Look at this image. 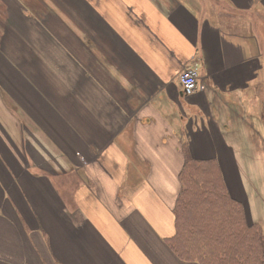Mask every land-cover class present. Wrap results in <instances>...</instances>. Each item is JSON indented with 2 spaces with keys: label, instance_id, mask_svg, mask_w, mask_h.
Here are the masks:
<instances>
[{
  "label": "crops",
  "instance_id": "0c3cea01",
  "mask_svg": "<svg viewBox=\"0 0 264 264\" xmlns=\"http://www.w3.org/2000/svg\"><path fill=\"white\" fill-rule=\"evenodd\" d=\"M189 158L264 232V0H0V264H196Z\"/></svg>",
  "mask_w": 264,
  "mask_h": 264
},
{
  "label": "trees",
  "instance_id": "16d2710c",
  "mask_svg": "<svg viewBox=\"0 0 264 264\" xmlns=\"http://www.w3.org/2000/svg\"><path fill=\"white\" fill-rule=\"evenodd\" d=\"M179 179L175 235L167 241L176 257L196 264H264V232L248 225L215 162L189 158Z\"/></svg>",
  "mask_w": 264,
  "mask_h": 264
},
{
  "label": "built area",
  "instance_id": "2783aa9c",
  "mask_svg": "<svg viewBox=\"0 0 264 264\" xmlns=\"http://www.w3.org/2000/svg\"><path fill=\"white\" fill-rule=\"evenodd\" d=\"M184 96L192 95L197 89L198 66L196 64L184 69L179 76Z\"/></svg>",
  "mask_w": 264,
  "mask_h": 264
}]
</instances>
